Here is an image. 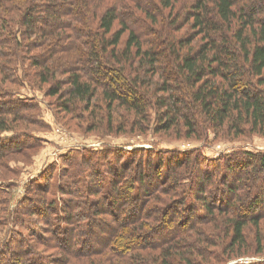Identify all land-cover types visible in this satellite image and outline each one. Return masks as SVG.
Wrapping results in <instances>:
<instances>
[{
    "label": "trees",
    "instance_id": "1",
    "mask_svg": "<svg viewBox=\"0 0 264 264\" xmlns=\"http://www.w3.org/2000/svg\"><path fill=\"white\" fill-rule=\"evenodd\" d=\"M0 76L49 86L66 115L83 105L90 131L106 123L112 135L262 132L264 0H0ZM19 96L0 85L5 169L12 154L36 147L29 132L6 135L12 124L26 113L42 124L38 104ZM72 150L61 180L50 170L29 189L37 200L10 210L0 188V264H211L249 253L247 230L262 219L264 153ZM172 224L179 228L165 233Z\"/></svg>",
    "mask_w": 264,
    "mask_h": 264
},
{
    "label": "rangeland",
    "instance_id": "2",
    "mask_svg": "<svg viewBox=\"0 0 264 264\" xmlns=\"http://www.w3.org/2000/svg\"><path fill=\"white\" fill-rule=\"evenodd\" d=\"M1 80L2 78L0 76V85H4L6 89H14V93H18L22 97L21 99L26 100L28 103L33 102L38 104L39 114L36 113L34 118L38 122L39 120L42 122L41 127L40 125L34 126L31 123L33 117L29 113H26L27 122L20 121L19 123H13V130L5 133L10 136L14 132H29L28 136L34 139L29 142L36 145V147L24 149L22 153L12 154L6 162L7 169L0 165V188L4 190L9 189L8 194L9 196L11 195L10 210H14V207L18 206L17 204L24 197H32L34 200H37L38 197L32 192L33 188L31 193L29 189L35 183L44 185L47 182L44 177L50 170H52L51 174L56 172V176L58 178L60 176L59 180H61L59 171L64 166L63 158L70 154L73 151L72 149L75 151L78 150L80 153H82L81 151L87 150V156H91L92 158H97L98 153L110 148H120L124 151L137 149L142 150V153L145 151L146 153L154 154V156H167L169 153L175 151L185 152L197 150L209 159H215L221 155L233 156L237 152L264 153V130L262 132L250 131L240 137H233L230 134H225V132H222L216 137V133L213 130H209L207 135L201 139L178 138L175 132L155 134L153 130H149L146 133H140L136 128L132 131L127 129V133L125 134L112 135L107 134V131H105L108 130L106 123H103L102 127L90 131L93 128V124H91L92 118L88 113L82 111L83 105L73 115H66L61 109H58L57 104H60V102H57V98L47 95L49 86L33 87L28 82H24L19 87L17 85L4 84ZM98 102L97 100L94 101V106ZM98 105L101 108V115L99 117L106 116L105 106H102L101 102ZM122 111L123 109L119 113L113 114L116 122L120 120L118 116H121V114L125 115ZM65 180L64 178L62 181ZM59 194L58 197H62L63 194ZM63 196L68 195L65 194ZM213 203L220 205L221 202L217 201ZM258 212L262 215L259 227L250 226L247 230V242L250 247L249 249H245L249 251L244 250L243 252L249 253L239 257H233L225 262L221 260L211 261V264H264V205L260 206ZM167 216H174V211H169ZM108 224L114 225V223ZM162 225L164 224L162 223L160 226ZM204 226L206 227V225ZM178 228L179 226L172 224L165 226L164 231L165 233L169 230L176 231ZM259 229L260 234L263 233L261 246L263 251L262 253L255 254L254 250L257 248L255 246L257 242L256 234ZM103 231L105 232L104 235L109 233V230L103 229ZM42 235L44 236V234ZM162 236L164 238L161 239V242H167L168 236ZM40 249L44 250L45 248L40 246ZM224 250H226V247H224ZM218 253L222 255V259H225L227 256H223V251Z\"/></svg>",
    "mask_w": 264,
    "mask_h": 264
}]
</instances>
